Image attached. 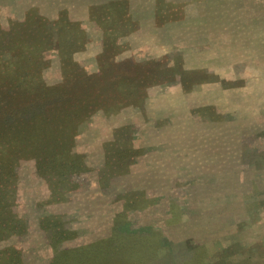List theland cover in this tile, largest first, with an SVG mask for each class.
I'll use <instances>...</instances> for the list:
<instances>
[{
    "label": "rangeland",
    "instance_id": "rangeland-1",
    "mask_svg": "<svg viewBox=\"0 0 264 264\" xmlns=\"http://www.w3.org/2000/svg\"><path fill=\"white\" fill-rule=\"evenodd\" d=\"M32 61L82 114L35 83L11 100L5 124L62 132L1 161L0 252L74 262L118 231L152 241L100 264H264V0H0V89Z\"/></svg>",
    "mask_w": 264,
    "mask_h": 264
},
{
    "label": "trees",
    "instance_id": "trees-1",
    "mask_svg": "<svg viewBox=\"0 0 264 264\" xmlns=\"http://www.w3.org/2000/svg\"><path fill=\"white\" fill-rule=\"evenodd\" d=\"M34 61L30 62V66H32V69L29 70L28 72H24L21 71L19 73V75L22 77L21 80H18V83H20V86L17 88H11V87H5L2 90L0 89V103H2L3 105V109H0V117L2 119V123L0 124V136H7L11 135V138L6 139V146L5 147H1L0 145V165H1V161L3 159H13L15 157V153L16 155H18L16 159L18 158H23L26 156H23L25 154L27 155H31L29 157H39L40 154L39 153H43V152H38V153H33L32 151H35L37 149H39V151H42L41 148V140H45L47 138H50V136L47 135H52V134H58L61 133L62 130L58 127V123L55 119L54 116L50 115L49 113L51 111H48L46 113V117L43 123V121H32L31 123L25 124H18V127L14 124L13 127L5 124V122L3 121V118L5 117L7 111H9L10 113L8 115H13V113L15 111H18L20 108H22L23 106L19 105V104H12L11 100L13 99H17L19 101V99H21L22 97L29 95L31 93H36V90H34V87H30L29 83H35V86L37 89H43L44 93L43 96H45L46 100H59V102L65 104V107L68 106V110H66V112H63V117L70 121H66L65 124L70 125L71 122L74 120L72 115H75V119H76V115H81L82 113H76V110L79 109L78 106L76 105L75 101L73 99V94H71V91L69 93H65V92H60L63 91L61 89H57V85L54 87H49L44 80L41 77V71L40 69L36 68V66H34L33 64ZM76 75V74H74ZM108 79V76H106L104 79ZM104 81V80H103ZM99 86L101 87V84H99ZM94 88L93 84L92 86H89L86 94H89L90 92H94L92 90ZM39 92V91H38ZM90 93V94H91ZM41 95V94H40ZM56 104V102H55ZM71 110H75L73 112V114L71 115ZM7 115V116H8ZM43 117L41 119H43ZM51 118V119H49ZM58 118V116H57ZM43 124H45L43 126ZM23 125V128H20L19 126ZM14 132V133H12ZM68 134L72 135V131H68ZM68 135V136H69ZM51 139V138H50ZM55 140V138H54ZM13 141V143L11 142ZM10 152V153H9ZM39 154V155H37ZM65 153H64V157H65ZM14 160V161H15ZM63 177H66V175L68 173H70L71 171L73 172L72 169L75 168V164L73 162H69V163H65L63 164ZM61 186L62 184L57 185L55 188H53L55 191L59 192L61 191ZM2 213V212H1ZM8 219H10L8 216H6L5 214L1 215L0 214V222H4V221H8ZM14 222L16 223L17 220H13L8 224L4 225L5 227L8 226H13V228L15 227ZM1 225V224H0ZM16 228V227H15ZM0 241L3 239H5V237H7L6 234V230H2V228L0 227ZM46 232H51L53 234V241L52 242V246L57 245L58 243H60L63 240H67L70 237H72V234H69V236H65V237H61L58 238V233L54 230H52V227H47L46 228ZM54 229V228H53ZM1 231L3 232L1 234ZM14 232V231H13ZM115 232V230L113 231ZM60 235H62L61 232H59ZM115 235H117V240L111 239L113 238V236L111 238L108 239L107 241V245L108 248L111 249H116V248H120V249H132V253L136 254L137 253V249L139 251H141V248L139 247V245L135 244L136 242H138L139 240H143V241H152L151 239H138L137 241H125V243L127 244V247L123 245V243H121L124 239L122 233H119L118 231L114 233ZM129 243V244H128ZM186 243L188 245H194L191 241H186ZM105 245L103 248L94 245V244H88L85 245L84 247L79 248L78 250H74L73 252H75L74 254V258L73 260H75L74 262L71 260L65 261L63 263H59L57 261H54V264H100L102 262L103 259L106 258H110L109 254H113V256H115L116 254L112 251H104L105 247L107 246ZM123 247H122V246ZM160 246V244H159ZM158 246L157 250L160 249V247ZM196 246V245H195ZM120 252H123V250H120ZM84 253H89L88 254V258L86 259V261L81 260L82 258H79V256L81 254ZM61 258V257H60ZM0 264H22V261L20 260V255L17 252H13L7 253V251H1L0 252Z\"/></svg>",
    "mask_w": 264,
    "mask_h": 264
},
{
    "label": "bare ground",
    "instance_id": "bare-ground-1",
    "mask_svg": "<svg viewBox=\"0 0 264 264\" xmlns=\"http://www.w3.org/2000/svg\"><path fill=\"white\" fill-rule=\"evenodd\" d=\"M134 4V3H133ZM151 29V28H150ZM196 29V28H195ZM146 32V31H145ZM149 32V31H148ZM153 32V31H152ZM146 34V33H145ZM156 34V33H155ZM159 34H161V33H159ZM154 35V34H153ZM162 35V34H161ZM232 54V53H231Z\"/></svg>",
    "mask_w": 264,
    "mask_h": 264
},
{
    "label": "crops",
    "instance_id": "crops-1",
    "mask_svg": "<svg viewBox=\"0 0 264 264\" xmlns=\"http://www.w3.org/2000/svg\"><path fill=\"white\" fill-rule=\"evenodd\" d=\"M168 247H170V248H171L172 246H168Z\"/></svg>",
    "mask_w": 264,
    "mask_h": 264
}]
</instances>
